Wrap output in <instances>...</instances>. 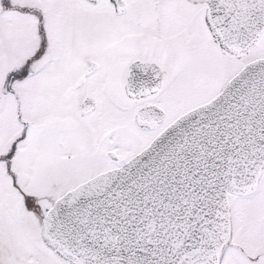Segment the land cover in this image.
I'll use <instances>...</instances> for the list:
<instances>
[{"label": "water", "instance_id": "1", "mask_svg": "<svg viewBox=\"0 0 264 264\" xmlns=\"http://www.w3.org/2000/svg\"><path fill=\"white\" fill-rule=\"evenodd\" d=\"M212 24L225 52L243 54L264 31V0H213ZM263 170L261 59L121 169L60 198L41 237L67 264H218L227 193L249 192Z\"/></svg>", "mask_w": 264, "mask_h": 264}, {"label": "flooded vegetation", "instance_id": "2", "mask_svg": "<svg viewBox=\"0 0 264 264\" xmlns=\"http://www.w3.org/2000/svg\"><path fill=\"white\" fill-rule=\"evenodd\" d=\"M18 1L3 0V7L6 9L10 7V2L16 5ZM99 4L108 9L109 23L100 25L97 28L99 31H93L84 21L73 26L72 32H69L68 25H61L60 36L54 39L55 47H50L45 39L36 47L29 49L23 45L20 49L17 42L0 37V83L18 85L45 72V99L49 104L45 108L44 120L48 129L51 124L64 125L57 128L53 136H66L68 141L73 142V153L69 156L71 166L76 163L79 169L85 157L95 160L87 170L90 174H84L89 177L102 173L101 169L109 171L123 166L182 115L208 103L216 97H212L213 94L218 95L224 88V81L211 88L214 76L212 56L215 54L224 58V51L213 37L212 0H102ZM179 15L182 23L179 22ZM19 26L21 28L20 23ZM8 29L4 23L0 24V33L5 34ZM43 33L48 39L52 35L47 25ZM41 50L46 56L43 63ZM189 89L194 90L190 97L185 94ZM13 95L20 101L15 91ZM53 97L56 101L52 104ZM30 123V126L34 125L36 119ZM72 129L91 139V146L97 148L99 154L91 146H80L82 136L68 131ZM94 133L98 135L92 138ZM51 137L52 133L48 132L47 142ZM21 139L28 141L25 131L14 141ZM133 139L138 146L142 144L134 149L136 152L128 151ZM25 146L28 151L36 153V144L29 141ZM21 151L26 150L10 144L8 149L0 152V168L4 169L12 187L22 192L18 182L21 178L13 170L20 166V161L26 162ZM5 177L0 174V182L5 181ZM251 194L258 199L253 208L259 214L264 210L260 208L264 207V172L260 174L252 193L229 196L231 237L235 229L232 208L241 205L242 201L237 202L239 198L244 199ZM20 197L25 207L32 203L37 211L41 210V222L54 203L46 208L45 204L41 205L39 200L46 197L42 193L40 196L22 193ZM252 201L249 199L248 204ZM27 217L31 222L30 216ZM259 223L254 225L256 231L264 227V218ZM38 224L39 220L31 225L36 227ZM28 236L31 245L26 235L19 240L29 246L27 259L33 257L38 261L36 250L40 247L31 235ZM37 238L40 251L46 258L43 257L40 262H48L54 255L39 236ZM48 263L51 264V259Z\"/></svg>", "mask_w": 264, "mask_h": 264}, {"label": "rangeland", "instance_id": "3", "mask_svg": "<svg viewBox=\"0 0 264 264\" xmlns=\"http://www.w3.org/2000/svg\"><path fill=\"white\" fill-rule=\"evenodd\" d=\"M2 1L0 0V24L4 23L9 29L5 34L0 33V37L17 42L20 49L23 48V45L29 49L32 46L36 47L37 43H44L45 39L48 40L50 47H55L54 39L60 36L61 25H68L69 32H72L73 26H77L81 21H84L85 25L91 26L93 31H99L97 28L100 25L109 23V12L103 4L95 6L86 4L83 0H19L16 5L10 2L8 5L10 7L5 9ZM179 17V22L182 23L183 20L180 15ZM140 21L143 20L140 19ZM46 25L52 31L49 39L45 38L43 33ZM91 36L96 39L95 35L91 34ZM99 36L101 37V35ZM40 49L41 46L38 51ZM41 54L43 55L41 63H43L46 58L43 50H41ZM257 59H264V34L259 42L242 56L232 57L224 53V58L221 59L214 54L211 63L214 69L211 88L213 89L223 81L226 85L242 66ZM10 73L11 71L9 75ZM26 79H28V75L25 77ZM44 81L45 72H40L35 78L23 81L18 85L12 83L8 86V82L0 83V96L2 99V103L0 102V152L8 149L10 144L13 147L26 150L20 152L22 159H25L26 162L20 161V166L17 165L13 169L18 172V176L21 178L18 182L21 184L22 192L12 187L4 169L0 168L1 176H6L5 181L0 182V264H50L48 263L50 259L51 264H62L57 262L54 256L48 259V262H40L45 258L44 252L40 251L41 246L37 238L39 236L40 239L42 218L39 213L41 210L37 211L35 209L36 205L32 206V203H28V208H30L28 209L23 205L20 196H22V193H32L40 196L42 193L46 197L44 200L39 201L41 205L45 204L46 208L49 204L55 202L58 197L82 185L92 177V175L91 177L86 175L90 174L87 170L95 160L91 161L90 157H85V161H81L79 169L75 166L76 163H74V167L71 166L69 156L73 153V142L68 141L66 136H63V138L60 135V137L53 136L57 128L64 127V125L51 124V128L48 129L47 121L44 120L45 108L49 104L47 98L45 99ZM13 91L16 92L20 101L16 100ZM187 91L188 93L185 92V94L188 97L194 92L193 89ZM215 95L217 96V94H213L212 97ZM52 99L53 104L56 98L53 97ZM58 111L59 106L55 108V113L57 114ZM32 119H36V123L30 126ZM21 121H24V123ZM24 131L28 136V141L25 142L22 139L21 141H14L16 138L21 137ZM68 131L82 136L79 139L80 146L85 148L91 146L92 140L83 137L78 130ZM48 132L49 134L52 133V137L47 142ZM96 135L98 134L94 133L91 137H96ZM29 141L30 144H36V153L27 150L28 147L25 145ZM129 145L130 150L128 151H131L138 149L142 144L138 146L133 139ZM91 148L96 154H99L98 149L93 145ZM136 151L134 150V152ZM46 155L48 156L46 157ZM103 171L107 172L106 169L100 170V172L105 173ZM73 182L77 183L74 184ZM49 189H52V191L50 192ZM253 195L251 194L244 199L239 198L237 202L242 201L241 205L232 208L235 224L234 234L225 250H223L220 264H264V227L260 231H256L254 227L260 220H263L264 210L261 212L262 216H260L261 213L258 214V210L253 208L258 203V199ZM249 199L253 200L250 204H248ZM260 208L263 209L264 207L260 206ZM27 216H30L31 222ZM38 220L39 224L36 227L31 225H34ZM259 225L263 226V223H259ZM24 235H26L29 245L31 243L28 235H31L37 247H40L36 250L38 261L33 257L27 259L30 255L27 252L29 246L21 244L19 240ZM35 249L37 248L35 247Z\"/></svg>", "mask_w": 264, "mask_h": 264}]
</instances>
